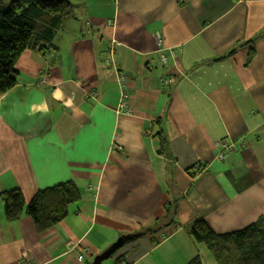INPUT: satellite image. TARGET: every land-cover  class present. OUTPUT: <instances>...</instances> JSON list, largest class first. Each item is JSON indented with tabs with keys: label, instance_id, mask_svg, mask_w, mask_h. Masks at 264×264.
Returning <instances> with one entry per match:
<instances>
[{
	"label": "crops",
	"instance_id": "1",
	"mask_svg": "<svg viewBox=\"0 0 264 264\" xmlns=\"http://www.w3.org/2000/svg\"><path fill=\"white\" fill-rule=\"evenodd\" d=\"M72 1L55 48L24 51L0 95V264H90L167 202L176 223L125 245L115 264L207 263L189 232L197 219L230 232L264 215V0ZM43 101L47 114H27ZM222 140L237 147L220 159ZM71 180L81 200L53 228L6 219L3 191L29 200Z\"/></svg>",
	"mask_w": 264,
	"mask_h": 264
},
{
	"label": "trees",
	"instance_id": "2",
	"mask_svg": "<svg viewBox=\"0 0 264 264\" xmlns=\"http://www.w3.org/2000/svg\"><path fill=\"white\" fill-rule=\"evenodd\" d=\"M75 8L72 0H0V95L18 83L20 72L16 63L24 51L55 48L53 40L58 28L74 15ZM254 53L253 48L250 59ZM155 135L161 142L158 151L169 156V140L162 123ZM188 172L193 179L196 177L194 168ZM1 197L8 221L29 216L37 231L44 232L67 218L70 206L78 203L82 194L76 181L71 180L37 190L29 200L20 188L3 191ZM164 208L163 217L128 234L129 238L117 251L176 223V205L167 202ZM189 232L196 242L205 244L216 264H264V215L230 232H219L206 219L199 218L189 227ZM187 264L207 263L196 255Z\"/></svg>",
	"mask_w": 264,
	"mask_h": 264
},
{
	"label": "built area",
	"instance_id": "3",
	"mask_svg": "<svg viewBox=\"0 0 264 264\" xmlns=\"http://www.w3.org/2000/svg\"><path fill=\"white\" fill-rule=\"evenodd\" d=\"M111 23H113V21L109 20V24H111ZM173 54L175 55L177 53L175 51H173ZM162 58H163L164 61H166V57L164 55L162 56ZM108 61L109 60H107V62ZM123 81H124V79L121 78L120 86L122 87V92H121V98H120V102H119L117 111L118 112L122 111V112H124L125 114L128 115V114H132L133 113V109H132V106L130 105V103L128 102L127 95H126V92L127 91H126V88H124L125 83H123ZM217 145H219V146L222 147V150L218 153V157L220 159H223L224 158V154L227 151L235 150L236 147H237L234 142H229L227 140L219 141L217 143ZM78 257H79L80 260H83V258L85 257V255L80 254Z\"/></svg>",
	"mask_w": 264,
	"mask_h": 264
},
{
	"label": "water",
	"instance_id": "4",
	"mask_svg": "<svg viewBox=\"0 0 264 264\" xmlns=\"http://www.w3.org/2000/svg\"><path fill=\"white\" fill-rule=\"evenodd\" d=\"M129 238V235L120 236L115 242H113L106 250L96 255L90 264H102V262L111 257L117 249H119L124 243L125 239Z\"/></svg>",
	"mask_w": 264,
	"mask_h": 264
},
{
	"label": "clouds",
	"instance_id": "5",
	"mask_svg": "<svg viewBox=\"0 0 264 264\" xmlns=\"http://www.w3.org/2000/svg\"><path fill=\"white\" fill-rule=\"evenodd\" d=\"M53 96L57 100H63V93L59 88H57V90L53 93ZM66 106H71V101H68ZM48 111H49L48 104L46 101H43L39 104L30 105L27 114L30 116H34L37 113L47 114Z\"/></svg>",
	"mask_w": 264,
	"mask_h": 264
},
{
	"label": "rangeland",
	"instance_id": "6",
	"mask_svg": "<svg viewBox=\"0 0 264 264\" xmlns=\"http://www.w3.org/2000/svg\"><path fill=\"white\" fill-rule=\"evenodd\" d=\"M199 244L201 245V246H200V249H201V250H202V249H206L205 244H203V243H199ZM183 248H184V250H187L185 243H184ZM206 250H207V249H206ZM208 251H209V250H208ZM206 262H207V264H216V262H215V260H214L213 257H212V258H209V261H206ZM102 264H115V257H114V256L109 257L108 259L104 260V261L102 262Z\"/></svg>",
	"mask_w": 264,
	"mask_h": 264
}]
</instances>
